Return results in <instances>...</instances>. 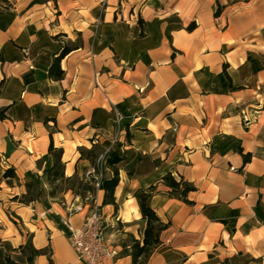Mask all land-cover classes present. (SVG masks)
I'll use <instances>...</instances> for the list:
<instances>
[{
    "label": "crops",
    "instance_id": "0c3cea01",
    "mask_svg": "<svg viewBox=\"0 0 264 264\" xmlns=\"http://www.w3.org/2000/svg\"><path fill=\"white\" fill-rule=\"evenodd\" d=\"M1 82V241H30L35 264H81L61 228L70 204L20 203L38 180L46 193L52 136L69 178L92 167L81 149L120 160L118 210L96 192L119 252L102 264H133L123 238L143 244L135 194L152 186L168 226L142 264H264V0L0 1ZM103 174L113 177L107 164ZM168 174L195 187L189 202L170 194Z\"/></svg>",
    "mask_w": 264,
    "mask_h": 264
},
{
    "label": "trees",
    "instance_id": "16d2710c",
    "mask_svg": "<svg viewBox=\"0 0 264 264\" xmlns=\"http://www.w3.org/2000/svg\"><path fill=\"white\" fill-rule=\"evenodd\" d=\"M0 1L7 2V0H0ZM188 29L193 30L194 25H190ZM73 49H74L73 45H65L61 48L58 56L55 57L54 62L49 69L50 79L54 81H60L64 78V71L61 68V61ZM3 87H4V82H1L0 95L2 94ZM6 118L7 117L5 115V110H1L0 119L4 120ZM54 123L56 124V120H54ZM88 152L94 156L95 160L98 159L99 156H97L94 153L95 152L94 149L89 150ZM50 157L53 158V165L46 172L48 176V184H51L54 181H59L60 179L65 178V171H64L65 167L62 161L63 150L55 147L52 136L49 146V154L46 157V159H49ZM250 159H251L250 155H246L244 157L245 162L250 161ZM90 161L92 162V164H94V161L92 160ZM119 161H120L119 159L117 160L107 159L106 164L112 169L113 177L109 180L104 179V186H103V189L105 191L103 204L112 205L114 206L115 210H118L119 208L115 197L116 188L118 187L120 182L119 169L116 167ZM4 178L6 179L17 178L15 170L8 169L4 174ZM163 181L168 187H170L171 189L170 194L173 197L184 200L185 202H189L187 200V197L188 194L195 189L193 185L185 181L183 178H181L180 181H177L172 176V174H168L167 176H165L163 178ZM36 185L40 186V193H41L43 189L42 181L38 180L36 182ZM32 186L34 185H30L29 188H31ZM154 191H155V187L152 186L146 190H138L135 194V198L138 201L143 219L147 221V227L144 233V239L142 245L140 241L136 240L133 236H131L133 238V244L131 246L133 264H142L140 261H143L150 256L153 250L160 244V233L163 230H165L168 226L167 224H164L162 222V220L157 215L156 211L151 206V198ZM20 203L29 205V203H26L23 200V198H20ZM49 216L54 218V216H52L51 214H49ZM61 228L65 231V228L63 226H61ZM7 246H9L10 248L8 249ZM30 247H31V253L29 256L26 257V262L20 263L12 258L11 253L22 252V250L25 249V246H21L19 248H13L12 246L8 245L7 242L0 240V249L2 248L5 251H7L5 253L3 251L0 252V260H1L0 264H35L34 262L35 258L41 255L42 251L36 250L32 245Z\"/></svg>",
    "mask_w": 264,
    "mask_h": 264
},
{
    "label": "built area",
    "instance_id": "2783aa9c",
    "mask_svg": "<svg viewBox=\"0 0 264 264\" xmlns=\"http://www.w3.org/2000/svg\"><path fill=\"white\" fill-rule=\"evenodd\" d=\"M122 119V116L118 115L119 128ZM107 157L108 151L100 154L97 159L99 169L91 167L85 175L84 180L91 183L94 192H89L85 201L82 200L79 204L69 207L67 216L61 220L81 264H102L105 260L115 258L119 254L118 250L110 243L108 236L109 216L102 210V205L96 196V192L101 191L104 186L103 168L107 163ZM84 202L91 204L90 209L83 223L76 226L72 223L71 218L81 211Z\"/></svg>",
    "mask_w": 264,
    "mask_h": 264
},
{
    "label": "rangeland",
    "instance_id": "374dc122",
    "mask_svg": "<svg viewBox=\"0 0 264 264\" xmlns=\"http://www.w3.org/2000/svg\"><path fill=\"white\" fill-rule=\"evenodd\" d=\"M39 1L46 2L49 0H39ZM68 44H70V42L66 43V45ZM94 153L97 156H99L103 152L96 150ZM80 154L81 156L83 155V158L94 161V164H92V167L99 169L97 159L95 160L94 156L91 155L86 149H81ZM86 173L87 171L84 174L83 180H81L77 176H73L69 178L65 175L64 179H60L59 181H54L51 184H48V188L46 189L45 194H42V191L40 193V186L35 184L31 188H29L27 195L22 198L26 203H29V205L30 203H32L33 201H37L38 199L42 200V198L45 200L46 204L51 205L53 203H57L61 205L64 209L67 207V203L70 204L69 205L70 207L72 206V202L73 203L76 202V205H77L79 204V202H82V200L85 201V199L88 197L89 192L91 193L94 192V189L91 183L89 181L84 180ZM56 207L57 206H55V208ZM61 225L63 226L62 223ZM123 241L126 245L132 246L133 244V238L130 235L124 236ZM8 245L10 244L8 243ZM31 245H32L31 242L28 241V243L25 245V249L22 250V252L11 253L12 258L17 262L25 263L26 257L29 256L31 253V247H30ZM7 247L8 249L10 248L9 246ZM1 251H3L4 253L7 252L2 248L0 249V252ZM140 262L142 263L143 261H140Z\"/></svg>",
    "mask_w": 264,
    "mask_h": 264
}]
</instances>
